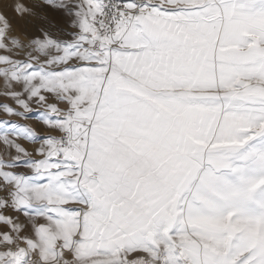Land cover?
<instances>
[{
  "label": "snow or ice",
  "instance_id": "obj_1",
  "mask_svg": "<svg viewBox=\"0 0 264 264\" xmlns=\"http://www.w3.org/2000/svg\"><path fill=\"white\" fill-rule=\"evenodd\" d=\"M0 264H264V0L0 6Z\"/></svg>",
  "mask_w": 264,
  "mask_h": 264
},
{
  "label": "rangeland",
  "instance_id": "obj_2",
  "mask_svg": "<svg viewBox=\"0 0 264 264\" xmlns=\"http://www.w3.org/2000/svg\"><path fill=\"white\" fill-rule=\"evenodd\" d=\"M11 2V0H0V6H2L4 3H10ZM9 15H14L13 13H9ZM13 31L17 34V35H19V30H18V28L14 25L13 26ZM21 39H24V37L23 36H21L20 37Z\"/></svg>",
  "mask_w": 264,
  "mask_h": 264
}]
</instances>
